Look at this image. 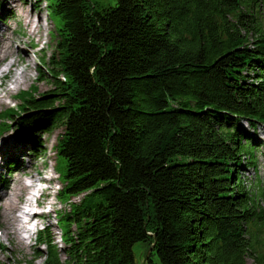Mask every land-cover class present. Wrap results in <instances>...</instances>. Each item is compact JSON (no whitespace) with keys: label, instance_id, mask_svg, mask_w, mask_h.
Masks as SVG:
<instances>
[{"label":"trees","instance_id":"1","mask_svg":"<svg viewBox=\"0 0 264 264\" xmlns=\"http://www.w3.org/2000/svg\"><path fill=\"white\" fill-rule=\"evenodd\" d=\"M260 1L48 0L53 86L0 111L34 150L63 126L57 197L81 198L57 219L65 258L36 234L43 264H138V242L160 264H264V189L241 177L264 125Z\"/></svg>","mask_w":264,"mask_h":264},{"label":"rangeland","instance_id":"2","mask_svg":"<svg viewBox=\"0 0 264 264\" xmlns=\"http://www.w3.org/2000/svg\"><path fill=\"white\" fill-rule=\"evenodd\" d=\"M23 1L26 8L34 13L31 22H27L22 15L21 3ZM23 1L16 0L12 6H8L6 0H0V26L5 27V36L10 40L13 51L12 58L16 61V65L12 66L10 72L0 80V94L3 96L0 98H4L0 99V111L9 107H16L20 102L17 94L21 90L32 89L33 87L35 88V94H39L51 89L53 86L51 78L50 80L37 78L40 73H47L46 70L50 66L48 60L54 50L57 39V36L54 35V21L48 12V0ZM90 1L96 4L97 7H107L116 4V0ZM257 14L259 21L264 26V0L260 1ZM32 27L36 29L35 34L29 33V29ZM19 38L23 40L22 46L20 45L21 48L17 47ZM26 47H28L30 59L24 60V62L19 61L24 58ZM20 70L26 71L27 79L19 88L13 89L12 94L9 95L7 88L14 86L11 83V74ZM10 124L11 126L5 125L0 130V154L3 158V161L0 162V191L5 194L11 187V179L17 181V173L25 169H30L29 171H31L37 168L42 182L37 184L41 189L39 192H35L33 205L31 210H29L36 211L38 217L32 220L31 224H35L32 225L31 231H21V235L25 237L23 249L15 248L10 239L3 235V217L0 215V264H43L46 247L43 242L39 243L36 239V234L43 227H48L51 239L60 248V257L65 258L61 230L57 224V219L60 212L68 211L71 207L70 203L79 201L81 196H74L70 201H63L57 197V193L64 183L56 167L58 160L55 153V144L63 132V126L58 124L52 129L40 133L38 137L39 148L34 150L30 143L31 139H19L14 134L16 125L14 122ZM241 125L247 127L245 121ZM252 133H254L257 140V145L253 151L255 158L253 164L243 167L241 177L246 185L251 184L253 180L257 181L259 179L264 189V125H258ZM13 142L17 143L19 148L14 149L11 147ZM20 142L23 143L20 144ZM3 143H7L8 146ZM8 161H14L17 164L9 169ZM30 161L31 163H29ZM60 167H63L61 163ZM26 181L29 182V179L26 178ZM34 199H37L35 202L38 203V206L35 205ZM16 203L22 205L23 198H17ZM23 210H26V207ZM133 249L138 264H142L141 260L145 259L149 249L140 242L134 244ZM27 256H33V259L29 260ZM150 258L152 262L147 259L145 264H160L155 254L151 255Z\"/></svg>","mask_w":264,"mask_h":264},{"label":"bare ground","instance_id":"3","mask_svg":"<svg viewBox=\"0 0 264 264\" xmlns=\"http://www.w3.org/2000/svg\"><path fill=\"white\" fill-rule=\"evenodd\" d=\"M6 1L8 6H12L16 0ZM21 9L22 15L25 17L27 22H31V20H33L32 16L34 15V13L33 11L26 8L24 1L21 3ZM4 30L5 27L0 26V80L10 72V68L12 66L16 65V61L12 58L13 51L11 49L10 40H8V38L5 36ZM35 30V27L30 28L29 33L35 34ZM22 43L23 40L19 38L17 47L21 48ZM28 59H30V54L28 52V47H26L24 58L20 59L19 61L24 62V60ZM11 76V83H13L14 86L7 88V93L9 92V95L12 94L11 92H13V89L19 88L21 84L25 82V80L27 79V73L25 70H20L13 72ZM0 97H3L2 94H0ZM22 143L23 142H20V144ZM4 145L8 146L7 143H5ZM11 147L16 149L19 148V145L13 142L11 144ZM1 161H3V158L0 154V162ZM29 163H31V161ZM29 170L30 169H25L18 172L16 176L17 181L11 179V187L5 192V194L4 192L2 193V191H0V215L3 217L2 233L4 236L10 239L13 246L18 249H23L24 247L25 237L21 235V231H31V229L33 228V226L31 225L32 220L38 217L36 211L29 210H31V207L33 205V198L35 196V192H39L41 189L37 186V184L38 182H42V180H40L42 178H40V173L37 168L32 169L34 171ZM25 177L29 179V182L26 181ZM19 197L23 198L22 205L16 203L17 198ZM25 207L27 211L23 210V208ZM27 258L29 260H32L33 256H27Z\"/></svg>","mask_w":264,"mask_h":264},{"label":"water","instance_id":"4","mask_svg":"<svg viewBox=\"0 0 264 264\" xmlns=\"http://www.w3.org/2000/svg\"><path fill=\"white\" fill-rule=\"evenodd\" d=\"M149 251H150V249H149ZM149 251L147 252V255L145 256V259L143 260H141V263L142 264H145V261H147V258H148V255H149Z\"/></svg>","mask_w":264,"mask_h":264}]
</instances>
